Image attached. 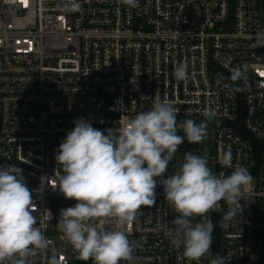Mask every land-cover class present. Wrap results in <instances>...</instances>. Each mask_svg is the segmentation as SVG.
<instances>
[{"label":"built area","instance_id":"2783aa9c","mask_svg":"<svg viewBox=\"0 0 264 264\" xmlns=\"http://www.w3.org/2000/svg\"><path fill=\"white\" fill-rule=\"evenodd\" d=\"M79 2L81 11L68 12L57 7L62 0H0V167L23 170L51 252L62 264L77 257L56 226L60 210L76 201L50 185L73 122L85 118L106 135L120 118L166 98L179 108L178 123L214 113L215 174L242 165L253 177L231 227H220L224 201L208 214L215 225L211 256L199 264L217 255L228 264H264V47L253 40L264 30L263 0H139V8ZM179 63L188 65L186 81L172 74ZM241 65L246 79L233 82L231 70ZM79 96L90 97L89 111L75 103ZM229 150L233 167H224ZM177 215L158 182L155 206H142L123 229L136 245L135 264H195L166 234ZM35 264L44 262L37 257Z\"/></svg>","mask_w":264,"mask_h":264},{"label":"clouds","instance_id":"9594fccd","mask_svg":"<svg viewBox=\"0 0 264 264\" xmlns=\"http://www.w3.org/2000/svg\"><path fill=\"white\" fill-rule=\"evenodd\" d=\"M119 3L140 7L139 0ZM57 7L68 12L82 10L79 0H62ZM253 40L255 47H264V30H258ZM246 71V66H237L231 70L230 79L244 80ZM172 74L177 81H186L188 65L179 63ZM119 103L123 108L122 101ZM178 113L179 108L165 98L155 100L149 110L134 117L120 118L119 127L107 129L106 135L85 118L73 122L74 128L59 145L55 156L59 167L50 185L65 199L76 201L74 206L60 210L56 226L78 259L92 260L93 264H135L136 245L123 229L136 220L142 206H155L158 182L163 185L169 207L178 214L171 221L174 228L166 234L174 245L183 244V255L190 262L199 264L211 256L215 225L208 214L221 201L228 209L221 218V228L228 229L240 216L244 187L253 180L245 166H235L228 175H217L205 157L185 152L178 170L165 175L185 140L198 144L207 137L206 122L186 119L178 123ZM213 117L214 113L206 114L209 121ZM221 163L233 167L230 150ZM35 211L23 170L15 165L0 167V264H35L37 257L44 264H62L37 227ZM45 211L51 219L50 211ZM197 217L200 221L194 223ZM110 221L119 228L107 227ZM209 264L228 262L217 255Z\"/></svg>","mask_w":264,"mask_h":264},{"label":"rangeland","instance_id":"374dc122","mask_svg":"<svg viewBox=\"0 0 264 264\" xmlns=\"http://www.w3.org/2000/svg\"><path fill=\"white\" fill-rule=\"evenodd\" d=\"M264 4V0H263ZM75 103L82 104L84 110H90L92 107V102L89 96H79ZM207 123V137L198 144H190L187 140L178 148L177 153L175 154L173 160L169 163L168 172L166 175L173 174L178 170L179 165L183 162V156L185 152H191L195 155L205 157L208 161L209 167L214 170V126L208 121L204 120ZM180 135H183L182 132H179Z\"/></svg>","mask_w":264,"mask_h":264},{"label":"trees","instance_id":"16d2710c","mask_svg":"<svg viewBox=\"0 0 264 264\" xmlns=\"http://www.w3.org/2000/svg\"><path fill=\"white\" fill-rule=\"evenodd\" d=\"M72 264H93V261H92V260H89V261L85 262V261L80 260V259H78L77 257H75V258L73 259Z\"/></svg>","mask_w":264,"mask_h":264},{"label":"water","instance_id":"95a60500","mask_svg":"<svg viewBox=\"0 0 264 264\" xmlns=\"http://www.w3.org/2000/svg\"><path fill=\"white\" fill-rule=\"evenodd\" d=\"M178 135H180V133H178Z\"/></svg>","mask_w":264,"mask_h":264}]
</instances>
